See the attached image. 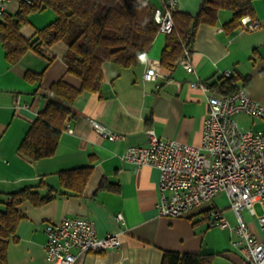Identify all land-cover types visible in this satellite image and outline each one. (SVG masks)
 Wrapping results in <instances>:
<instances>
[{"label":"crops","instance_id":"crops-1","mask_svg":"<svg viewBox=\"0 0 264 264\" xmlns=\"http://www.w3.org/2000/svg\"><path fill=\"white\" fill-rule=\"evenodd\" d=\"M151 1L159 5V0ZM15 2L8 4L15 6ZM200 4L201 0H179L177 11L195 15ZM252 4L254 13L246 17L259 22L256 30H241V23L232 31L223 29L233 17L228 9H219L213 24L198 26L187 56L192 72L180 63L173 70L161 65L163 33L156 34L137 67L103 62L99 89L82 90L76 96L63 121L56 152L37 160L20 154L18 145L45 106L48 86L60 78L79 86L80 80L66 72L64 42L42 47L41 52L28 50L13 64L6 60L0 40V208L10 192L26 186L35 192L16 206L22 218L15 240L9 241L7 264H54L44 257L45 225L71 216L90 219L99 235L119 233L121 241L119 248L103 252L74 251L71 264H161L166 251L208 254L210 264H251L231 245L232 232L210 225L212 208L221 210L230 223L236 221L225 192L180 216H160L155 205L159 170L125 162L121 155L128 146L147 144L148 127L159 137L198 145L207 96L219 93L222 77L235 79L238 87L264 104V0ZM34 15L20 28L25 38L52 20L43 23ZM150 67L155 68L156 77L145 80L143 73ZM28 70L41 72V79H26ZM225 70L229 76H224ZM195 80L204 82L208 90L192 88L189 83ZM91 119L124 134L125 139L101 138ZM249 120L251 129L264 128V119ZM46 195L51 197L46 200ZM255 210L261 213L259 204ZM119 212L123 222L116 220ZM244 217L250 231L264 238L256 217L246 211Z\"/></svg>","mask_w":264,"mask_h":264},{"label":"built area","instance_id":"built-area-1","mask_svg":"<svg viewBox=\"0 0 264 264\" xmlns=\"http://www.w3.org/2000/svg\"><path fill=\"white\" fill-rule=\"evenodd\" d=\"M10 0H0V19ZM30 2L31 0H15ZM179 0H159L153 12L158 26L157 33L169 34L174 28L172 14ZM241 30L253 31L260 27L256 20L241 18ZM185 52L180 65L187 72L193 71ZM155 68H146L145 80L156 77ZM224 76L230 73L225 70ZM192 88L207 91L201 80L189 83ZM18 104V96L14 100ZM251 119H264V104L252 99L243 88L232 94L211 92L207 96V114L202 123L201 141L198 145L165 139L147 128L148 142L144 146H128L121 159L136 166L148 165L159 170V198L156 210L160 216H180L193 207L212 200L225 192L229 207L236 221H230L216 208L209 210L210 225L226 228L233 233L231 245L244 261L264 264V238L250 231L244 217L246 211L255 216L259 227L264 228V128L251 129L243 126L236 115ZM95 133L110 141L125 139L124 134L113 131L91 119ZM70 130V129H68ZM71 131V130H70ZM255 204L261 207L256 213ZM116 220L123 222L121 212ZM46 241L44 257L54 264H71L75 252H103L121 245L119 233H97L90 219L82 216L65 217L60 222L45 225Z\"/></svg>","mask_w":264,"mask_h":264},{"label":"trees","instance_id":"trees-1","mask_svg":"<svg viewBox=\"0 0 264 264\" xmlns=\"http://www.w3.org/2000/svg\"><path fill=\"white\" fill-rule=\"evenodd\" d=\"M253 0H201L197 14L173 12L174 28L166 34L161 52V65L175 69L184 53L193 48L196 30L201 23L213 24L219 9H228L232 16L223 29L232 31L241 18L254 13ZM151 0H31L19 2L12 13L5 11L0 19V40L9 63L16 62L28 50L41 52L42 47L57 42L66 44L63 60L66 72L79 78V86L64 78L52 82L45 94L48 100L28 127L18 145V152L30 160L49 157L56 152L63 121L71 113L70 106L82 90L97 91L102 82V63L111 61L122 68L139 66L149 50L158 26L153 20ZM46 8L55 17L36 29L33 37L20 33L28 16ZM42 73L26 71L25 78L39 81ZM246 80L248 76L244 77ZM235 79L222 77L219 93L232 94L241 89ZM35 192L30 186L10 192L0 208V264H7L10 240H15L22 215L18 203ZM51 196L46 195L45 199ZM161 264H210L208 254L166 251Z\"/></svg>","mask_w":264,"mask_h":264},{"label":"rangeland","instance_id":"rangeland-1","mask_svg":"<svg viewBox=\"0 0 264 264\" xmlns=\"http://www.w3.org/2000/svg\"><path fill=\"white\" fill-rule=\"evenodd\" d=\"M15 3L18 4L17 1ZM16 4H15V6H9V4L7 3V6H6L7 10L9 12H12L13 10H15ZM51 10L52 9H50V8H46L44 10L36 11V12L31 13V14H35L34 16L36 18H39L40 19L39 21H43V23H46L47 21H49V19H51V18L53 19L55 17L54 12ZM235 118L237 120H239L240 122H243V124H244L243 126H245L246 128H252L253 127V126H251L252 121L249 120L250 118L247 117L246 115L238 114L235 116ZM232 223L233 222H231V225H232Z\"/></svg>","mask_w":264,"mask_h":264}]
</instances>
